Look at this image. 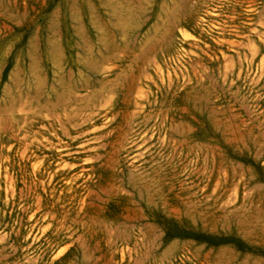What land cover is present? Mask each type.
I'll list each match as a JSON object with an SVG mask.
<instances>
[{"label":"rangeland","instance_id":"374dc122","mask_svg":"<svg viewBox=\"0 0 264 264\" xmlns=\"http://www.w3.org/2000/svg\"><path fill=\"white\" fill-rule=\"evenodd\" d=\"M72 1L0 0V264H264V0Z\"/></svg>","mask_w":264,"mask_h":264},{"label":"bare ground","instance_id":"6f19581e","mask_svg":"<svg viewBox=\"0 0 264 264\" xmlns=\"http://www.w3.org/2000/svg\"><path fill=\"white\" fill-rule=\"evenodd\" d=\"M74 1H72V4H71V11L72 12L76 8V3ZM118 1H120V2L117 3L115 0H99L100 5H102L104 7V10L106 11V14L108 16L112 17L114 20L117 21V23L115 22L113 24V27L115 28V31L116 32H120L121 34L124 32V34H126L125 32L140 29L142 27V24L140 22H138L137 15L138 14H143V13L146 12V9L143 6L140 5V3H139L140 0H133V2H135V4H136L135 7H132V6H129V4H126L125 2H128V0H125V1L124 0H118ZM83 5H84V8H86L89 11L90 21L93 24H95L96 23V15H95V11H94L93 5L91 3H89L88 1H86V0L83 1ZM73 17L75 19V16H73ZM105 57H106L105 54L101 56V58H104V59H105ZM59 63H61V62H59ZM86 65H88V64H86ZM97 68L94 65V63H92V64L89 63V66L86 67V69L89 72H95ZM66 75L70 76L71 75L70 71H67L66 72ZM60 85H62V84H60ZM72 92L70 91V89H68V90L66 89L64 93H58V92H56L55 93V100L56 101L53 102V103H49L47 106H49V108L50 109H53V110L60 109L64 104H67V99H69L72 96ZM87 96H89V95H87ZM94 98H95V96H94ZM58 117H60V116H58Z\"/></svg>","mask_w":264,"mask_h":264}]
</instances>
